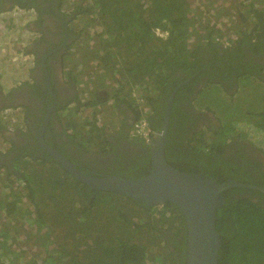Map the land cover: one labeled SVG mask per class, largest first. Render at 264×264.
Wrapping results in <instances>:
<instances>
[{
	"label": "trees",
	"instance_id": "obj_1",
	"mask_svg": "<svg viewBox=\"0 0 264 264\" xmlns=\"http://www.w3.org/2000/svg\"><path fill=\"white\" fill-rule=\"evenodd\" d=\"M68 1L67 3V0H58L59 11L67 20L68 31L74 37L67 46L66 56L76 44L80 43L81 50L89 51L91 62L98 66L103 77L109 79L107 84L110 85L111 90L106 92L103 88H99L92 91L90 99L84 104L77 102L79 98L77 92L74 101L68 102L59 110L61 121L65 116L67 117L62 127L63 134L74 142L81 153L87 154L89 151L79 143L78 138L83 135V129L87 128L86 130L90 132L96 131L100 134L101 130L94 122H88V118L96 116L104 103L114 102L117 103V107L128 106V109L134 113L135 123L140 117V111L137 109L138 99L134 96V91H139L140 98L145 101L144 106L151 113L149 117L151 122L153 110L170 86L172 76L179 71H187L188 74L202 68L200 52L205 48L216 47L214 51L219 50V54L223 52L233 56L237 55L233 53L236 49L240 50L245 46L250 47L254 52L264 49V0ZM219 1L221 4L215 6ZM203 3H208L216 9L206 10L207 6L200 7ZM25 5L32 12L39 11L34 4ZM14 6L17 5L11 7ZM17 7L26 9L22 6ZM228 7H230L229 10H227ZM0 8V16L15 10L13 8L9 11L7 10L9 7L4 8L1 5ZM232 16L236 19L238 17V20L233 21ZM3 27L4 29L8 27L6 18H0V29ZM228 39L235 40L233 47L221 50L222 41ZM89 40H92L94 47H90ZM84 45L87 46V50L84 49ZM74 56L77 57L78 53L75 52ZM81 65L83 66L82 62ZM245 78L242 75L238 76L235 92L241 83L243 87L246 86ZM102 91L105 92L104 98L100 95ZM107 98L109 101H106ZM72 106L76 108V111L71 108ZM174 108L173 106V111ZM85 109L91 111V116L85 118L86 124H83L75 117L82 118ZM233 125L222 126L214 133L213 135H217L220 141H215L208 149L223 146L231 134L246 137L247 131L249 132L248 126L252 130L258 129L264 133V110L257 113L256 121L242 128L247 131L242 132L238 123ZM132 127L128 131V138ZM101 136L96 134L92 139L98 151L104 155L106 150L103 152ZM2 137L5 143L7 141L10 144V150L0 157V160L7 158L6 163L0 162V173L4 176L2 181L9 183L8 192L0 193V264H5L3 261L6 259L10 260V264H18L22 260L27 261L22 264H37L36 254L32 261L26 258L28 250L22 246H28L27 243L23 242L22 245L17 243L18 238L25 236L28 238L27 241L33 238L38 241L40 238L45 239L46 243L42 248H47L46 251L52 247L47 243L48 241L56 244L54 246L59 247L61 255L63 254L66 259L61 264H177L178 255L170 252L165 245L163 249H160L162 245L152 242L154 239L151 236L152 231L157 241L160 239L162 242L163 239L157 231L159 224L160 226L168 225L174 232L176 228L174 224L177 221L175 214L178 210L171 204L161 209L159 207L141 208L127 198L124 201L145 212L147 215L145 221L139 223V218L136 220L130 217L131 213L121 208L116 213H112L114 223L120 224L119 230L102 236L104 230L101 227L102 234L98 235L99 230L94 231L90 229V226H85L90 222L93 224L89 208L85 204L88 198L87 186L70 175L69 178L63 177L65 172L62 167L50 156L39 159L20 152L13 158L10 153L13 152L14 143L10 139L6 140L5 136L2 135ZM192 141L193 138L189 144ZM8 163L11 168L5 165ZM93 193L95 198L90 203L92 207L105 196L110 197L105 194H112L92 192V190L89 194ZM26 201L30 203L29 206L26 205ZM81 203L84 208L78 210ZM249 206L253 207V204L243 201L238 208L243 210L244 207ZM235 209L236 206L233 205L230 212ZM92 212L96 215V211L92 210ZM4 214L5 217H3ZM20 217V221H17ZM24 217H29L34 222L36 219L37 228L34 232L29 231L26 234L22 230L17 234L16 232L10 234V230L2 227L3 224L12 222L15 224L14 229H17V223L24 224L22 223ZM62 225L66 229H61ZM177 230L176 228L175 231ZM238 237L239 235L236 234L229 241V253L226 260L230 263L233 261L232 247ZM53 249L56 251V248ZM157 251L162 252L160 255H152V252ZM221 259L222 257H220V264H224L225 260L221 261Z\"/></svg>",
	"mask_w": 264,
	"mask_h": 264
},
{
	"label": "flooded vegetation",
	"instance_id": "obj_2",
	"mask_svg": "<svg viewBox=\"0 0 264 264\" xmlns=\"http://www.w3.org/2000/svg\"><path fill=\"white\" fill-rule=\"evenodd\" d=\"M32 3L38 7L39 11L35 10L37 13L33 11L35 15L38 14V17L32 14L34 18L31 26L40 33L39 40L34 44L30 43L28 47V50L33 53L32 57L24 60L26 63L32 61L30 76L32 80L20 82L16 88L12 89L10 98L0 99L3 105L20 106L25 113L22 128H17L16 136L9 137L14 143L13 152L10 155L14 158L21 152L39 159L50 156L40 146L38 140L41 127L46 125L43 133L45 145L56 150L83 173L98 177L121 176L130 179L148 176L152 169V148L141 140L131 138L130 135L128 138V131L135 119L133 111L129 110L128 106L120 105L118 108V115L123 120L121 129L115 133L106 130L101 136L103 152L106 150L104 155H101L98 148L93 154L81 153L74 142L65 137L59 110L68 102L74 101L77 91L72 88L74 79L64 77L63 61L67 46L74 37L68 31L67 20L59 11L58 0L0 1V5L4 8L9 7L7 9L9 11L18 8L19 12L25 13L30 11L25 4L33 5ZM13 5L26 9L11 7ZM215 48L207 47L200 52L202 68L188 74L187 71H179L172 76L170 86L153 110L150 124L156 134L160 132L165 127L170 105L165 146L167 163L189 176L217 183L231 181L243 186L222 192L220 199L223 205L217 214L216 229L221 242L218 262L220 264V257H222L221 261L225 260L224 264H232L226 260V256L229 253V241L236 234L240 235L234 218L235 214L242 215L244 212L238 208L239 204L244 201L264 211V146L259 147L251 138L231 134L223 146L204 150L201 145L198 146L203 133H211L214 138L213 143L220 141L217 135L213 134L220 130L223 124L211 110H199L197 105L202 92L213 86L230 92V96L235 95L236 80L239 75L243 78L263 79L264 49L254 52L250 47L245 46L240 50L236 49L233 53L237 55L233 56L223 52L219 54V50L214 51ZM101 97L104 98L103 95ZM192 138L193 141L189 144ZM261 138L264 142V135ZM6 160L7 158H1L0 162L4 164ZM5 165L11 168L10 163ZM63 171L65 172L63 177L69 178L70 174ZM91 190L89 187L86 188L88 193L86 201L89 204L95 198L94 193L89 194ZM133 202L141 208H151L146 204ZM167 204L158 207L161 209ZM233 205L236 209L230 212ZM176 209L179 211L174 212L177 217L174 224L178 229L177 232L176 228L173 232L168 225L160 226V224L157 231L163 239L162 244L170 252L178 255L177 264H187L188 233L185 219L180 210ZM154 242L159 243L157 239H154ZM225 243L227 245L224 246ZM244 264H264V250L256 261H245Z\"/></svg>",
	"mask_w": 264,
	"mask_h": 264
},
{
	"label": "rangeland",
	"instance_id": "obj_3",
	"mask_svg": "<svg viewBox=\"0 0 264 264\" xmlns=\"http://www.w3.org/2000/svg\"><path fill=\"white\" fill-rule=\"evenodd\" d=\"M68 2L69 1L67 0V3ZM219 4H221L220 1L215 6ZM205 6L208 7V8H205L206 10H212L213 8L208 3H203L200 7L204 8ZM213 9H216V8H213ZM229 9L230 7H228L227 10ZM231 14H233V10H231ZM232 20L237 21L238 17L236 19L235 16H232ZM205 25H207V23H205ZM89 41H90L89 42L90 47L92 46L94 47V44L91 42L92 40H89ZM79 46H80V43L76 44L72 48V50H70V54H68L64 58V61H63L64 77H66V79H70V78L82 79L85 83L83 87V91H84L83 96L86 95L87 97H89V99L91 97V92L99 88H103L104 90H106V92H111L110 85L107 84L109 82V79L103 77L101 72L99 71L98 66L94 65L91 62L90 60L91 55H89V51L87 52L82 51L81 47ZM3 49L4 48L0 49V56H3L4 50L7 52L6 49L4 50ZM84 49L87 50L86 45H84ZM75 52L78 53L77 57L74 56ZM20 61H21V64L17 63V67L19 68L17 73L19 74V77L24 76L23 70L25 69L22 66L24 61H22V59ZM81 62L83 66L81 65ZM75 68H79L80 71H76V74H72ZM5 70L8 73L10 70V67H5ZM89 73H91V75L87 76V80L84 79L83 77L88 75ZM1 74H3L2 71H1ZM25 78H26V75H25ZM244 82L246 86L243 87V84L241 83L240 87H238L237 89V93H235V95L233 96H230V92L228 91H224L221 89L218 91L215 88H208L205 92H202L201 96L199 97V103L197 105V108L199 110H207V109L211 110L215 114V116L220 120V122L223 124L222 125L220 123V125L222 126H229V125L234 126L233 125L234 123L235 124L238 123L239 124L238 126L241 127V130H242V128L246 124L256 121L257 113L264 110V78L263 79H259L257 77L256 78H245ZM137 94H140L139 91H137ZM100 95L105 96V92L102 91ZM112 103L113 102L110 103L111 104L110 106L106 108L104 107V109L108 111V109L112 107ZM73 106L71 108L76 111V108H74ZM88 116H91V111L85 109L82 118H78V116H76L75 118L77 119V121L78 120L82 121L80 123L86 124L85 118L87 119ZM66 119L67 117L65 116L62 122L64 123ZM106 122H108V120H104L103 126L106 124ZM247 129H249V132L247 130H242V132L247 131L246 137L254 140V142L259 147L264 146V142L261 141L262 139L261 136H263L264 133H262L258 129L252 130L249 126ZM250 132H251V135H250ZM82 133L83 135H80V139L83 142L85 141L84 145L88 147L87 141L90 140V138H93V136L91 134H88L87 131H85V129H83ZM213 142H214V138L211 136V133L204 132L202 138L199 141L198 146L201 145V147L204 150H206L211 147ZM1 146L4 147L5 144L1 140V135H0V147ZM2 178L3 177H0V182H2ZM7 192H8V189L0 187V193H7ZM105 195H108L110 197H116L118 201L116 198L111 199L110 197L105 196L104 198L106 199L103 198L102 200H99L98 202H96V204L93 207L91 206V204L84 201L85 204L89 208L88 211L90 212L89 214L91 215L92 221H93V224L90 222L89 224H86L85 226H90V229L91 230L93 229L94 231L95 229L99 230L100 234L98 233V235L102 234V228L104 230V233L102 234V236L109 235L110 233H114L119 230L118 226H120V224L116 225L114 223V221L112 220L113 219L112 213H116V211L121 208L131 213L129 214L130 217L135 218V219L139 218V221H138L139 223H143L145 221L144 219H146L147 215L144 213V211L138 210L137 208H134L133 206H131L128 202L124 201L125 199L127 200L125 196L116 194V193L105 194ZM28 201H26V205L29 206L30 203ZM106 202H109V203H106ZM107 204H108V207H107ZM83 208H84L83 203H81L78 206V210H82ZM92 210L96 211V215L92 212ZM243 210L244 212L242 213V215L235 214L234 216L235 221H236V227L239 229L240 235L238 237V240L235 242V244L232 247V253H233L232 264H244L245 261L247 262L256 261L257 258L261 255V253L264 250V212L260 211L254 206L244 207ZM20 219L21 217L17 219V221H20ZM30 219L29 217H24L22 219V223L24 224L17 223L16 224L18 225L17 229H14L13 226L15 224H13L12 222H9L8 224H3L2 227H4L7 230H10V234H14V232H16L17 234V232H20L22 230L26 234L29 233V231L34 232V230H36L37 228V221L35 219V222H34V220H30ZM140 219L142 220L140 221ZM132 221H134V219H132ZM101 223L103 224L101 225ZM61 229H66V227L62 225ZM151 236L153 239H157L152 234V231H151ZM27 239L28 238H26V236L22 237L21 239L18 238L17 243L21 245L23 242L27 243L28 246H22V247L28 250V253H27L28 257H26L28 261L31 260L32 258H35L34 255L36 254L37 259H38L37 264H61V262H65L66 260L65 257L63 256V254L61 255V252L59 251V247L54 246L56 244H52L53 242L51 241L47 242L51 244L50 246L52 247L50 250L46 251L47 248H42L44 247V244L46 243L45 239L40 238V241H38V239L36 238L30 239L29 241H27ZM138 241H140V239H138ZM152 242H154V240ZM157 242H159L160 245H162L160 246V249H163V244L161 240ZM53 248H56V251H54ZM160 252L159 251L152 252V255H157V254L160 255ZM3 262L5 264H10V260L8 259L4 260ZM19 262L20 263L18 264H22V263H26L27 261L22 260Z\"/></svg>",
	"mask_w": 264,
	"mask_h": 264
},
{
	"label": "water",
	"instance_id": "obj_4",
	"mask_svg": "<svg viewBox=\"0 0 264 264\" xmlns=\"http://www.w3.org/2000/svg\"><path fill=\"white\" fill-rule=\"evenodd\" d=\"M220 48L225 50L221 45ZM74 86L73 83L72 88ZM170 108L169 105L165 127L147 143L152 148V169L146 177L136 179L121 176L98 177L79 171L64 156L45 145L43 133L46 125L39 131V144L76 181L96 192L120 194L149 207L170 203L178 208L185 219L188 233L187 264H219L221 242L216 223L218 210L223 205L220 197L222 192L230 188L243 186L231 181L217 183L189 176L167 163L165 146Z\"/></svg>",
	"mask_w": 264,
	"mask_h": 264
},
{
	"label": "crops",
	"instance_id": "obj_5",
	"mask_svg": "<svg viewBox=\"0 0 264 264\" xmlns=\"http://www.w3.org/2000/svg\"><path fill=\"white\" fill-rule=\"evenodd\" d=\"M32 11L28 12H19L18 8H16L13 12H9L6 15H1L0 18H6L7 19V25L8 27L4 29H0V49L4 48L7 50V52L4 50L3 56H0V99L2 98H10L11 91L13 88H16V86L19 85L22 81H31L32 78L30 77L32 75L31 68H32V61H29L26 63L25 58H28V60L32 57L33 53H29L30 50H28V47L30 43L34 44L36 41L40 38V33L35 31L33 29L32 21L34 16L38 17V14L32 15ZM27 53V54H26ZM28 56V57H27ZM66 57V55H65ZM24 61L22 66L25 68L23 71V75L19 77L18 67L17 63L21 64V60ZM27 65V66H26ZM5 67H10L9 72L7 73L5 70ZM21 67V66H20ZM1 71L3 74H1ZM75 71V73H74ZM72 74H76V71H80L79 68H75ZM71 74V75H72ZM91 74V73H89ZM88 74V75H89ZM26 75V78H25ZM84 76L83 78L87 80V76ZM75 86L74 90L78 92V101L81 104L86 103V100H89V97L86 95L83 96V87H84V81L82 79H74ZM216 90H220L218 87H213ZM105 97V96H104ZM4 100V99H2ZM108 98L106 99V101ZM105 101V102H106ZM109 101V100H108ZM111 102H106L103 105L100 106L98 113L94 117H89L88 122H95L97 128H99L100 134L98 132H90L89 130H86L88 134L95 135L98 134L101 136L102 132L108 130L111 133H115L119 131L121 128V122L122 117L120 118L118 115V108L117 103H112V107L106 111L104 107L110 106ZM4 103L0 102V114L2 112H7L8 115L6 117V120L0 116V135L1 140L5 144V146L0 147V157L1 155H5L8 150L10 149V144L6 141L4 142V139L2 137L5 136L6 140L9 139L11 136H16L18 132L17 128L21 127V125L24 123L25 113L22 107L20 106H12V105H3ZM105 112V113H104ZM104 120H108L106 124L103 126ZM22 128V127H21ZM86 133V132H85ZM83 134V133H82ZM8 138V139H7ZM87 141V140H86ZM79 143H83L82 145L85 147V149L89 150L87 151L89 154H93L97 151L96 143L92 138L87 141L88 147H86L85 141H81L79 138ZM0 177H4L2 173H0ZM9 183L7 181L0 182L1 188H8ZM5 215V214H4ZM3 215V217H5Z\"/></svg>",
	"mask_w": 264,
	"mask_h": 264
},
{
	"label": "built area",
	"instance_id": "obj_6",
	"mask_svg": "<svg viewBox=\"0 0 264 264\" xmlns=\"http://www.w3.org/2000/svg\"><path fill=\"white\" fill-rule=\"evenodd\" d=\"M234 39H228L222 41L224 46L229 47L231 45V42H233ZM134 96L137 97V109L140 111V117L137 119V121L134 123L130 137L134 139H138L143 141L144 143H149L152 141L153 137L155 136V131L152 129L150 125V112L149 109L144 106L145 101L143 98H140L139 94H137V91H134ZM140 93V92H139ZM7 112H2L0 114L1 117H3L6 120V117L8 116L6 114ZM82 122V121H80Z\"/></svg>",
	"mask_w": 264,
	"mask_h": 264
},
{
	"label": "clouds",
	"instance_id": "obj_7",
	"mask_svg": "<svg viewBox=\"0 0 264 264\" xmlns=\"http://www.w3.org/2000/svg\"><path fill=\"white\" fill-rule=\"evenodd\" d=\"M1 1V0H0ZM12 12V11H11ZM235 42V40L233 41V42H231V45L229 46L230 48L229 49H231L233 46V43ZM221 46H223L226 50H227V48L228 47H226V46H224V44H223V42H222V44H221ZM232 46V47H231ZM246 78H249V77H246ZM211 88H213V87H211ZM151 125V124H150ZM156 135V134H155Z\"/></svg>",
	"mask_w": 264,
	"mask_h": 264
}]
</instances>
